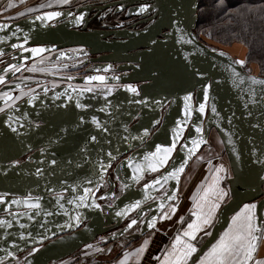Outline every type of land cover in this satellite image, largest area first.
<instances>
[{"label":"water","instance_id":"95a60500","mask_svg":"<svg viewBox=\"0 0 264 264\" xmlns=\"http://www.w3.org/2000/svg\"><path fill=\"white\" fill-rule=\"evenodd\" d=\"M126 1L150 5L148 12L154 14L146 20L152 21L148 27L85 31L68 23L54 26L51 22L61 14L58 10L0 22V49L25 48L27 58L22 62L81 46L91 54H103L96 60L105 65L88 77L68 79L72 84L45 86L34 98L0 114V131L16 133L22 128V137L3 136L1 144H22V155L35 148L42 153L32 162L7 165L13 160H1L6 153L0 151V190L26 186L31 192L65 194L64 198L17 199L19 205L6 209L24 212L0 220V263L14 262L19 254L55 237L22 264L57 263L134 212L136 220L124 231L140 225L135 239L152 231L160 215L177 201L186 168L214 130L232 172L227 182L230 199L188 264L195 263L245 205L254 203L255 236L260 237L264 78L249 74L232 55L199 40L195 32L199 0ZM120 2L124 1L102 6L98 12ZM113 64H121L118 70L124 73H106ZM9 100L0 102V107ZM50 135L56 139L45 141ZM55 141L58 146L45 149L46 142ZM127 153L131 155L114 175L122 177L130 193L103 209L96 194L104 188L113 164ZM156 171L151 181L135 189Z\"/></svg>","mask_w":264,"mask_h":264},{"label":"flooded vegetation","instance_id":"af4514ba","mask_svg":"<svg viewBox=\"0 0 264 264\" xmlns=\"http://www.w3.org/2000/svg\"><path fill=\"white\" fill-rule=\"evenodd\" d=\"M115 1H124L120 2L116 5L109 6L107 8L102 9L100 12L99 9L102 6H107L108 4L115 2ZM150 8L149 4H143L138 2H132L128 3L126 0H76L75 3L72 5H69L64 8H55V9H48L43 11H36L32 12L27 15H23L18 18H12V17H2L0 16V22H16L21 21L27 18H31L35 15H38L40 13L44 12H51V11H61V14L58 16L59 18H62L65 16L62 20H54L51 22L52 25H64L66 23L68 24H74L72 27L77 30H97V29H127V30H141L150 25L152 21H146L149 19L153 14L154 10L151 12H148V9ZM143 9V10H142ZM140 15H134L133 13L139 12ZM108 15V20L106 21L105 16ZM118 19V22H114V20ZM84 26L85 29H84ZM25 48H17V49H10L9 45L5 46L4 48L0 49V53L6 51L2 55H0V102L10 99L9 103L3 105L0 107V114L3 113L5 110H7L9 107H14L17 104H19L21 101L27 99V98H34V94L40 90L41 88L52 85L54 82H58L61 85L66 84H72L68 81V79L76 78V77H88L91 73H93V69H100L103 68L105 65L101 62H98L96 59L103 56V54H91L86 47H67L62 48L59 50H54L49 53H46L44 55H41L34 60L28 61V62H22L27 58L26 54L22 51ZM85 50L86 51V57L82 62L84 63V66L81 64L79 65L80 69L73 71L72 68V55L73 50ZM55 59V57L59 60H55L53 63L48 61L49 59ZM121 64H113L108 70H106V73H109L111 75L119 76L122 75L124 72L119 71L118 68ZM36 67V68H42L45 72L42 70H38V72H31L30 68ZM47 69H56L55 71H60L56 73H47ZM77 69V68H76ZM51 72V71H50ZM78 86V84H75ZM82 87H88L91 85H80ZM98 86V85H95ZM111 87H119L118 85H108ZM6 117V116H5ZM35 125V124H34ZM5 130L0 131V140L3 136H9L11 134H14L16 136L22 137V128L16 132L11 133L7 132ZM45 141L47 140H55L56 135H50L46 136ZM210 135L208 138L209 144ZM204 145L200 152L193 158L195 159L196 163H198L197 159L199 157L201 152L207 150ZM49 148H53L58 146V143L52 142H46V150ZM26 147V146H25ZM24 146L22 144H14L10 147H6L5 144L0 143V151H3L5 154L4 159L1 160H13L11 162H7V165H23L28 162H32L33 160H37L40 156V153L38 148H35L34 150L29 151L28 153L22 155ZM131 153V152H130ZM127 153L124 156H122L119 160H117L113 166L111 167L108 177L105 180L104 188L99 190V192L96 194V198L98 199L100 205L103 207H112L114 204L117 203L119 199H121L124 195L130 193V189L126 191V189L129 187L127 184L123 182L122 177H118L114 175L115 169H117V166L125 160L127 157H129L131 154ZM226 154V153H225ZM13 157V158H10ZM202 157V156H201ZM206 157V156H204ZM203 158V157H202ZM192 159V160H193ZM194 170L192 163L190 162L188 167L186 168L182 178L181 182L179 184V190H178V198L176 202H172L165 211L160 215L159 221L161 217L165 214V212L169 209V207H172L173 204H178L181 202L182 199V187L189 175ZM159 171H156L153 174L147 175L146 178L138 183L135 187V189H138L142 185H145L149 181H151ZM228 180V179H227ZM4 189V188H3ZM166 189L162 190L159 194H165ZM109 194V196L105 199H99L102 195ZM65 194L63 193H52V194H46V193H39L37 191H29V189H26V186H20L18 188H11L10 186H7L4 190H0V220H3L4 218H8L11 215L19 214L21 212H24V210H7L10 209L12 206L19 205V201L17 199L22 198H55L60 197L64 198ZM4 207V210L2 209ZM149 212H146V215H148ZM137 218L136 213H132V215L128 216L125 221H123L119 225H112L114 227L109 228L110 230H107L104 234L96 237L94 242L102 241L104 244H123L127 245L130 243H133L134 241L137 242L141 240L142 238H146L152 231L146 233L142 237L135 239L134 236L138 235L140 233V225H134L131 229L124 231L131 223H133ZM157 223V225H158ZM85 223H83L81 227H83ZM179 231V228H177ZM71 234L66 233L62 234L60 236H65ZM56 238V237H55ZM49 241H52L53 239ZM48 241V242H49ZM46 242V243H48ZM45 243V244H46ZM45 244H42L40 246H37L35 248L29 249L26 252H23L19 254L14 262H8L4 261L0 264H22L24 259L31 254L36 253L41 247H43ZM103 244V246H105ZM86 246V245H85ZM85 246H83L81 249H83ZM102 246V247H103ZM119 246V245H118ZM80 249V250H81ZM79 252V251H78ZM75 254V253H74ZM73 255V254H72ZM72 257V256H71ZM56 264V263H54Z\"/></svg>","mask_w":264,"mask_h":264},{"label":"rangeland","instance_id":"374dc122","mask_svg":"<svg viewBox=\"0 0 264 264\" xmlns=\"http://www.w3.org/2000/svg\"><path fill=\"white\" fill-rule=\"evenodd\" d=\"M76 0H0V16L2 17H12V18H18L23 15L30 14L32 12L36 11H43L48 9H55V8H64L69 5H72L75 3ZM198 13V12H197ZM108 15L105 16L104 19L106 21L108 20ZM118 22V19L114 20V22ZM203 37L205 42L207 43V46L213 50L217 51H225L232 53V57L237 60L242 67H245V71H247L249 74L257 75L259 76L260 68L258 65L251 63L248 64L245 61V55H246V48L241 45V42H231L230 43H219L216 42L208 37V34L203 31ZM241 45L243 46V49L245 54L242 55V53H233V46L234 45ZM86 57V51L79 49V50H73L72 55V68L73 71L79 70L81 66H84V63L82 60ZM55 60H59L55 57L53 59H49L48 61L54 62ZM77 68V69H76ZM42 70V68H36L32 67L30 68L31 72H38V70ZM56 69H47V73H56L60 71H55ZM45 72L44 70H42ZM51 71V72H50ZM53 86L59 85L58 82L52 83ZM92 87V86H88ZM208 150H205L201 152L200 159L198 157L197 165H195L193 168L194 170L189 173L183 187H182V199L181 202L178 204H173L172 207H169V209L165 212V214L161 217L160 222L158 225L153 229V231L146 237L142 238L141 240L137 242H133L127 245L123 244H111L106 245L104 244V240L99 242H93L89 245H86L83 249L79 250V252H76L75 254L60 260L56 264H119L120 261H122V257L124 254H139L142 253V255H145L146 252H148L147 248L150 249L151 245H157L158 243H162L164 246V243H167L170 239L169 236L174 237L176 234L179 235L178 227L182 226V224H188L193 222L195 225L204 227H210L213 219L215 217V212L219 204L217 200L219 198L217 193L209 194L205 188L199 199L197 198V201L195 202L194 197H196L195 194H190L188 191L195 187L197 183V179L200 175H203L202 177H207L208 174H212V172L217 168L221 170V178H224L225 181V187H228L227 179L231 177L232 172L230 169V165L228 162L227 155L225 154L224 148L222 146L221 140L219 136L217 135V132L214 130L210 133V140L209 144L205 147ZM207 151V152H206ZM206 156V157H204ZM220 166V167H218ZM215 172V171H214ZM189 189V190H188ZM221 190V189H220ZM223 191V190H222ZM224 195L223 202H226L230 199V193L228 194V191ZM187 194V196H186ZM195 195V196H194ZM249 206H246L244 208L243 214H240L238 217V220L241 221L244 219L245 221H250V234H251V241H253V244L255 245L257 242L256 236L253 234L254 229V220H253V207L254 203ZM247 219H246V218ZM238 220H235L237 222ZM193 225V226H195ZM191 226V227H193ZM190 227V228H191ZM180 228V227H179ZM184 226L182 227V229ZM159 231H158V230ZM168 230L170 232H168ZM157 231V232H156ZM176 232V233H175ZM175 234V235H174ZM169 237V239H168ZM167 241V242H165ZM103 244L105 246H103ZM119 245V246H118ZM253 245V246H254ZM103 246V247H102ZM162 246V247H163ZM252 246V247H253ZM251 247V253L250 255H254ZM144 252H141L143 251ZM160 253V250H155L154 256L157 257V255ZM150 255V253H147ZM108 259H111V261H108Z\"/></svg>","mask_w":264,"mask_h":264},{"label":"crops","instance_id":"0c3cea01","mask_svg":"<svg viewBox=\"0 0 264 264\" xmlns=\"http://www.w3.org/2000/svg\"><path fill=\"white\" fill-rule=\"evenodd\" d=\"M214 171L212 174H208L206 178L202 177L203 175H200L197 179L195 187L191 190L188 189L190 194L196 193V197H194L195 202L197 201V198L199 199L206 186V190L209 194H218L219 198L217 201L219 203L221 202V204H219L216 209L215 217L210 227L206 228L203 225L198 226L193 222L186 225L182 224V226H179L180 228L178 227L179 235L174 234V237H172L173 235L169 236L170 239L168 237L169 241H165L167 243H164V246L162 243L151 245L150 249L147 248L148 252H146L145 255H142V253L132 254L133 252L131 254H124L122 257L123 259L119 264H188L197 252V249L209 236L213 226L215 225L221 207L227 202H223L224 195L226 194L227 196V191L228 194L230 193L229 186L225 187L224 178H221V170L217 172L218 169L216 168ZM246 206L249 205H245L236 215L232 217L228 228L222 232L220 237L203 252L194 264H264V228L260 232V237L257 238L258 240L254 245L253 241H251L250 221H245L242 217L241 221L238 220V217L240 214H243V210ZM254 210L255 209L253 207V234L255 235ZM235 220L238 221L235 222ZM183 226L184 228L182 229ZM168 232L170 231L168 230ZM251 247L254 253L252 256L250 255ZM155 250H160L157 257L154 256ZM141 252H144V250ZM147 253H150V255ZM108 261H111V259H108Z\"/></svg>","mask_w":264,"mask_h":264},{"label":"trees","instance_id":"16d2710c","mask_svg":"<svg viewBox=\"0 0 264 264\" xmlns=\"http://www.w3.org/2000/svg\"><path fill=\"white\" fill-rule=\"evenodd\" d=\"M197 15L195 32L201 42L207 45L202 30L222 44L241 42L246 63L258 65L264 78V0H199Z\"/></svg>","mask_w":264,"mask_h":264},{"label":"bare ground","instance_id":"6f19581e","mask_svg":"<svg viewBox=\"0 0 264 264\" xmlns=\"http://www.w3.org/2000/svg\"><path fill=\"white\" fill-rule=\"evenodd\" d=\"M233 53H238V54H240V53H242V55H244V49H243V47L241 46V45H234L233 46ZM223 146V145H222ZM208 150V149H207ZM207 152V151H206ZM196 160L195 159H193L192 161H191V163H192V165H193V167L195 166V165H197V163L195 162ZM229 162V161H228ZM229 179V178H228ZM255 228H256V224H255Z\"/></svg>","mask_w":264,"mask_h":264}]
</instances>
